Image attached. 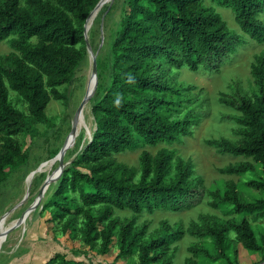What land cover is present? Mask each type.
Instances as JSON below:
<instances>
[{"label": "trees", "instance_id": "trees-1", "mask_svg": "<svg viewBox=\"0 0 264 264\" xmlns=\"http://www.w3.org/2000/svg\"><path fill=\"white\" fill-rule=\"evenodd\" d=\"M98 1L0 0V41H10L13 48L0 54V183L9 169L26 160L16 138L24 130V114L12 105L9 91L26 102L35 121H48V103L52 98H66L59 87L71 81L75 68L84 59V23ZM215 1L231 8L244 34L264 43V22L258 17L264 0ZM239 37L234 39L241 41ZM231 38L225 20L202 0H127L110 46L111 79L101 89L97 64L98 84L90 100L96 130L91 141L84 143L83 151L69 163L72 166L63 169L48 201L53 205L54 217L83 216L82 242L87 248L104 255L115 242L117 258L136 255V261L130 264H171L168 253L172 239L179 237L181 230H163L144 239L146 224L138 227L134 221L120 223L115 211L139 214L179 209L196 201L203 185L200 178L194 177L193 162L176 158L172 174L171 149L160 147L155 154L143 149L136 180V167L113 155L140 143L154 146L191 135L199 117L188 108L182 115L173 116L182 101L178 97L186 88L161 74L162 61L197 71L221 49L233 52ZM253 58L250 73L256 89L249 95L222 97L223 103L239 112L234 120L241 138L212 139L210 143L221 153L246 158L220 168L221 173H253L245 185L264 194V50ZM71 194L77 195V203L71 201ZM220 200L237 213L264 210V197L242 198L234 181L228 182ZM51 221L44 223L51 227ZM234 230V243L250 251L262 249L244 215ZM205 231L226 263L240 264L235 249L233 260L226 252L232 245L224 223L214 221L205 226ZM199 250L207 254L206 248L191 246V255L184 264H199L195 259ZM262 261L264 253L254 264ZM42 264L84 263L55 252ZM88 264L103 263L89 259Z\"/></svg>", "mask_w": 264, "mask_h": 264}, {"label": "rangeland", "instance_id": "rangeland-1", "mask_svg": "<svg viewBox=\"0 0 264 264\" xmlns=\"http://www.w3.org/2000/svg\"><path fill=\"white\" fill-rule=\"evenodd\" d=\"M202 2L206 6L213 7L225 20L233 35L229 41L233 44L234 51L221 49L197 71H190L182 65L169 64L164 60L161 71V74L168 76L171 82L176 85L183 84L186 88L178 97L182 101L173 116L182 115L188 108L199 117L198 124L193 126L191 135L182 136L177 141L159 142L154 146L140 143L134 149L113 156L128 165L135 166L136 180H138L141 168L140 152L147 149L155 154L160 147H167L174 152L172 174L176 158L190 159L194 165V177L202 180L203 192L196 201L189 202L179 209H156L153 212L143 211L139 214L129 210H116L115 217L120 223L134 221L138 227L146 224L144 239L157 235L163 230H181V235L172 239L168 253L171 264H184L185 258L191 255L189 251L191 246L206 248L207 254L199 250L195 257L199 264H228L220 257L211 237L205 231V226L214 221L224 223L228 227L227 240L232 245L227 249V254L233 260V249H235L240 264H254L264 253V210L262 213L259 211L237 213L231 205L222 203L220 196L229 181L236 183L241 197L246 200L264 197V194L245 185V181L254 177L253 173L247 172L242 175L221 173L220 168L246 158L221 153L210 143V140L237 141L241 138L239 125L234 120L239 112L223 103L222 97L249 95L256 89L250 68L254 55L264 50V43H257L241 31L231 8L222 6L215 0H202ZM126 5L127 0H107L94 14L87 31L91 51H87L86 44L82 47L84 59L75 68L71 81L59 87L66 98H52L46 107L47 122L35 121L27 110L26 102L14 91H9L12 105L24 114V130L16 135V138L26 154V160L9 169L6 178L0 183V232L21 217L23 220L9 231L2 241L0 264H42L55 252L64 254L70 260L83 261L84 264H88L89 259L103 264H130L136 261V255L117 258L118 247L115 242L111 243V249L104 255L99 254L95 249L87 248L82 242L85 229L83 216L54 217L53 205L48 201L60 176L48 184L42 198L23 218L24 212L44 186L47 176L60 162L72 157L92 134L93 118L90 110L88 111V104L91 107L90 100L98 84V69L100 89L110 82V46L120 28ZM258 17L264 22V6ZM234 36H240L241 41L234 39ZM11 50L13 48L10 41H0V54ZM92 54L96 57V84L93 92L94 78L91 80L90 76ZM89 91L92 94L83 101L74 117L84 93ZM69 138H71L69 146L56 157ZM70 166L72 163L66 167ZM257 166L259 173V165ZM19 201H22L21 204L3 220L2 215ZM71 201L77 203L76 194H71ZM96 210V207L93 208V211ZM243 215L251 222L262 247L261 250L250 251L241 244L234 243V226ZM47 219L52 220L51 227L44 223Z\"/></svg>", "mask_w": 264, "mask_h": 264}, {"label": "water", "instance_id": "water-1", "mask_svg": "<svg viewBox=\"0 0 264 264\" xmlns=\"http://www.w3.org/2000/svg\"><path fill=\"white\" fill-rule=\"evenodd\" d=\"M107 1V0H99L95 7L90 11L88 17L86 18V21L84 23V38H85V42H86V48H87V51H91V46H90V43H89V40H88V36H87V31H88V28H89V19L97 12V10L102 6V4H104V2ZM111 1V0H110ZM90 76H91V80L94 78V85H93V90L92 92L94 91L95 89V84H96V57L94 54L91 55V59H90ZM92 92H85L84 93V96L83 98L81 99L80 103L78 104L75 112H74V117L76 116L78 110L81 108L82 106V103L85 99H87L91 94ZM90 113L92 115V118L94 120V131L96 130V122H95V119H94V116L92 114V110H91V107H90ZM73 134V133H72ZM72 134L70 136H72ZM92 136L93 134L90 135L89 139H87L86 141V144H88L91 139H92ZM71 143V138L67 139L63 146L61 147L59 153L56 155L57 156H60L62 154V152L67 148V146H69V144ZM84 144H82L80 147H79V150L73 154L72 157H70L66 162H60L59 165L57 166V168L49 175L47 176V178L45 179V183H44V186L42 187V189L39 191V193L37 194L36 198L34 199L33 203L27 208V210L24 212L23 214V218H25V216H27L29 214V212L36 206V204L39 202V200L42 198L48 184L56 177H59L63 171V169L66 167V165H68L72 160H74L82 151H83V148H84ZM40 167V166H39ZM39 167L37 169H39ZM22 201H19L17 204L13 205L10 209H8L3 215H2V219L4 220L13 210L16 206H18L19 204H21ZM22 218V217H21ZM21 218L19 220H17L15 223L9 225L6 229H4L3 231L0 232V246L2 244V241L6 238L8 232L10 230H12L15 226H17L22 220ZM257 264H264V261L260 262V263H257Z\"/></svg>", "mask_w": 264, "mask_h": 264}, {"label": "bare ground", "instance_id": "bare-ground-1", "mask_svg": "<svg viewBox=\"0 0 264 264\" xmlns=\"http://www.w3.org/2000/svg\"><path fill=\"white\" fill-rule=\"evenodd\" d=\"M93 16H94V15H93ZM93 16H92V17H93ZM92 17L89 19V22L91 21ZM89 22H88V24H89ZM89 110H90V107H89V104H88V111H89ZM92 130L94 131V120H93V129H92ZM93 131H92V133H93ZM67 160H68V159H67ZM67 160H66V161H67ZM66 161H65V162H66ZM7 226H9V225H7Z\"/></svg>", "mask_w": 264, "mask_h": 264}]
</instances>
